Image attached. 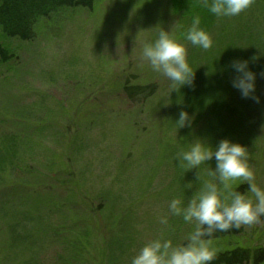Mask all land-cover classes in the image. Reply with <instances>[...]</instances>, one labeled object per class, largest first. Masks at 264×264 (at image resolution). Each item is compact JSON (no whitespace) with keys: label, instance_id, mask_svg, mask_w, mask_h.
Wrapping results in <instances>:
<instances>
[{"label":"rangeland","instance_id":"1","mask_svg":"<svg viewBox=\"0 0 264 264\" xmlns=\"http://www.w3.org/2000/svg\"><path fill=\"white\" fill-rule=\"evenodd\" d=\"M263 3L253 0L238 16L217 18L204 0H93L37 18L27 40L0 28L8 56L0 61V150L4 137L16 136L21 156L0 180V264H130L161 234L183 242L194 225L169 215L168 202L180 196L186 204L208 178L203 165L184 170L176 160L197 137L213 147L222 138L245 145L264 188V68L255 64L261 57L248 67L259 102L232 84L224 104L208 112L191 111L183 99L188 89H200L201 69L224 62L217 57L227 54L235 27L256 24L264 34ZM197 14L213 46L202 51L184 41L192 83L167 97V78L141 66L142 44L156 24L180 25L183 39ZM218 48L223 52L213 57ZM182 109L192 123L176 129ZM208 163L215 167L214 158ZM162 215H169L167 227ZM241 228L213 239L218 254L264 247V216Z\"/></svg>","mask_w":264,"mask_h":264},{"label":"clouds","instance_id":"2","mask_svg":"<svg viewBox=\"0 0 264 264\" xmlns=\"http://www.w3.org/2000/svg\"><path fill=\"white\" fill-rule=\"evenodd\" d=\"M252 3L253 0H204V6L217 18L238 16ZM178 27L181 26L165 29L156 24L152 27L153 38L142 44L140 54L141 66L146 63L152 72L170 82L167 97L171 91H179L181 86L192 83L194 69L188 62L184 41L202 50L213 46L212 37L201 27L198 14L191 17L190 25L181 34L183 39L177 34ZM231 64L236 73L231 80L232 86L242 97L259 102L255 95L256 74L247 67V61L233 60ZM167 101L166 104L170 102ZM192 119L182 109L174 122L176 129L190 126ZM175 155L184 170L196 168L198 171L203 165L208 177L186 204L180 196L168 202L169 215L181 217L194 227L180 243L174 244L163 234L148 240L131 257L130 264H211L219 252L213 245L214 233L251 226L264 216V188L255 182L245 145L222 138L213 147L197 137ZM213 158L214 168L208 163ZM242 183L248 185L247 192L236 190ZM169 215L160 216L159 223L167 227Z\"/></svg>","mask_w":264,"mask_h":264},{"label":"trees","instance_id":"3","mask_svg":"<svg viewBox=\"0 0 264 264\" xmlns=\"http://www.w3.org/2000/svg\"><path fill=\"white\" fill-rule=\"evenodd\" d=\"M92 2L93 0H0V28L7 36H16L20 39L27 40L33 35L32 27L37 18L47 17L52 11L59 7H90ZM235 28L236 30L234 29V32H232L234 35L232 39L226 41V48L224 49L227 50V54L225 53L226 55L217 57L219 61L225 58L224 62L211 70L201 69L198 86L200 89L196 91L188 89L186 94H184L186 97L183 99L186 102V106L191 111L198 110L201 112V110H207L208 112L209 108L224 104L226 96L229 95L230 86L228 85H231V80L236 74L231 64L233 60H245L247 61V67L257 64L258 68H264V64H262L264 63V34H262L261 27L256 26V24H245L243 28L242 26ZM244 36H247L249 39L245 44H242L239 40ZM219 44L220 43H218V45ZM222 45H220V47H222ZM217 50L218 52H216L213 57L217 56V53L223 52L222 48H218ZM5 53V50L0 47V61L8 57ZM255 58L260 59V64H254ZM143 89L145 88H139L138 90L141 92ZM263 115L264 107L261 111V117ZM4 138L5 139L1 141H3L5 148H1L0 150V180L5 178V176H1L6 172L5 166L11 165V160L18 161L21 158L20 154L14 149L17 146L16 136L14 138L12 136L11 138ZM16 171L20 170L16 169ZM36 174L37 173H33L30 176L35 177ZM101 206L99 207L100 210L102 209ZM75 210L77 213L81 212L79 208ZM84 218L85 221L88 220L87 217ZM241 231L242 228L240 227L239 229H230L227 232H216L213 235V239L236 235ZM248 262L252 264L264 263V247L255 249L234 248L218 254L217 258L212 261L211 264H245Z\"/></svg>","mask_w":264,"mask_h":264}]
</instances>
